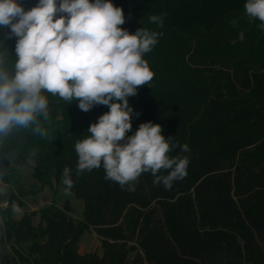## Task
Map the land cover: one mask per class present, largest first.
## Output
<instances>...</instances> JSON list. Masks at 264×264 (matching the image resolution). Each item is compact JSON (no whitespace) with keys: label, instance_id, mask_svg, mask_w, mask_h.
Returning a JSON list of instances; mask_svg holds the SVG:
<instances>
[{"label":"trees","instance_id":"trees-1","mask_svg":"<svg viewBox=\"0 0 264 264\" xmlns=\"http://www.w3.org/2000/svg\"><path fill=\"white\" fill-rule=\"evenodd\" d=\"M111 2L124 13L121 29L163 33L143 54L153 78L127 98L139 116L132 117L125 136L141 123L160 124L161 135L188 145L187 176L165 190L153 185L150 171L141 173L136 190L129 192L106 178L103 162L77 175L75 145L91 135L90 123L109 108L97 105L84 112L78 100L43 91L48 119L38 115L37 121L47 135L35 133L33 124L0 137V181L16 186L15 169L32 163L33 195L52 183L65 191L63 171L69 167L74 182L69 195L82 203V221L71 220L65 203L60 210L42 209L36 227L32 216L14 222L10 208L21 209L25 196L17 189L0 210V264H264L261 21L246 14L247 0ZM17 3L27 11L38 0ZM161 14L158 28L149 18ZM9 32L0 28V55L14 74L18 37L9 38ZM86 233L99 240L101 257L78 255Z\"/></svg>","mask_w":264,"mask_h":264},{"label":"clouds","instance_id":"clouds-1","mask_svg":"<svg viewBox=\"0 0 264 264\" xmlns=\"http://www.w3.org/2000/svg\"><path fill=\"white\" fill-rule=\"evenodd\" d=\"M244 8L249 17L261 21L257 27L264 32V0H247ZM149 20L163 27V14ZM124 23L122 9L111 0H60L58 6L56 0H38L27 11L17 0H0V28H10L9 38L18 37L14 74L0 55V137L33 124L35 133L47 135L37 121L38 115L48 119L43 91L66 101L78 100V108L84 112L105 105L109 111L90 123L91 135L75 145L77 175L100 168L103 162L106 178L122 190L134 192L138 177L149 171L154 186L171 190L187 176L190 155L184 153L190 152L188 145L172 136L165 138L161 125L152 121L141 123L131 136H125L132 129V117L139 116L127 98L153 78L143 54L163 33L141 27L130 34L118 27ZM177 148L180 152L170 157L169 152ZM71 173L65 167L62 183L66 194L74 186ZM14 211L21 209L15 207Z\"/></svg>","mask_w":264,"mask_h":264},{"label":"rangeland","instance_id":"rangeland-1","mask_svg":"<svg viewBox=\"0 0 264 264\" xmlns=\"http://www.w3.org/2000/svg\"><path fill=\"white\" fill-rule=\"evenodd\" d=\"M32 167V163H29L25 168L15 169V174L18 179L16 186L7 187L0 181V210L6 209V199L18 189L25 196L20 201L22 204L21 212L14 211V207L10 208L14 222H19L23 216H32V225L36 227L38 225V214L42 209L53 206L60 210L65 203H68L70 207L71 220L75 223L81 222L82 203L74 200L71 195L66 194L64 190L56 187L53 183L51 188L44 189L37 195L32 194L35 188V184L31 180ZM78 255H95L101 257L100 242L97 237L92 233L84 234L78 246Z\"/></svg>","mask_w":264,"mask_h":264}]
</instances>
